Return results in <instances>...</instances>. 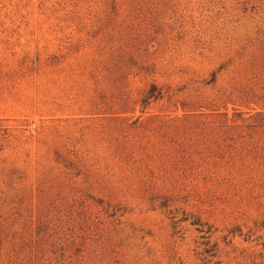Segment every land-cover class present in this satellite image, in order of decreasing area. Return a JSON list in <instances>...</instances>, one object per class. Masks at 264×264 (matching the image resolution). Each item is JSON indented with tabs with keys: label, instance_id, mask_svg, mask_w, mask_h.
Listing matches in <instances>:
<instances>
[{
	"label": "rangeland",
	"instance_id": "rangeland-1",
	"mask_svg": "<svg viewBox=\"0 0 264 264\" xmlns=\"http://www.w3.org/2000/svg\"><path fill=\"white\" fill-rule=\"evenodd\" d=\"M0 264H264V0H0Z\"/></svg>",
	"mask_w": 264,
	"mask_h": 264
}]
</instances>
